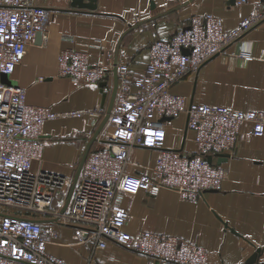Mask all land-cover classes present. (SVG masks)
<instances>
[{
  "label": "built area",
  "instance_id": "obj_1",
  "mask_svg": "<svg viewBox=\"0 0 264 264\" xmlns=\"http://www.w3.org/2000/svg\"><path fill=\"white\" fill-rule=\"evenodd\" d=\"M38 1L0 0V75L12 74L38 32L45 36L48 11ZM244 1L235 0V4ZM262 21L264 6L260 3L228 31L220 16L193 13L186 27L148 45L143 71L134 73L126 63H116L117 88L106 122L110 126L108 144L88 152L62 212L53 207V199L55 192L69 184L68 177L33 168L32 163L40 160L41 125L63 114L29 104L25 87L0 80V264H68L47 251L54 232L36 220L41 215L74 224L78 239L93 240L94 248H103L112 240L163 264H208L205 249L195 242L149 230L128 234L124 226L130 214L121 204L120 193L143 190L156 194L165 188L177 192L181 199L195 201L205 190L220 188L227 171L205 156L230 154L243 124H250L254 135H262L264 110L195 103L171 92L170 86L226 52ZM107 56L109 68L89 63L84 51L65 48L57 56V72L77 85L97 84L114 64L112 53ZM65 114L101 118L105 110L94 106ZM180 114H185L186 129L192 132L193 152L165 145V122L160 118ZM134 147L160 150L146 171L126 170ZM87 264L99 263L91 254Z\"/></svg>",
  "mask_w": 264,
  "mask_h": 264
},
{
  "label": "crops",
  "instance_id": "obj_2",
  "mask_svg": "<svg viewBox=\"0 0 264 264\" xmlns=\"http://www.w3.org/2000/svg\"><path fill=\"white\" fill-rule=\"evenodd\" d=\"M38 2L48 11L45 36L40 33L34 39L8 79L26 88L29 104L63 114L41 125L40 160L32 163L33 168L68 177L69 184L54 194L53 207L60 209L80 176L82 168L74 179L84 149L103 118L65 113L94 106L106 110L114 79L112 65L97 84H75L57 72V56L62 50L71 47L84 51L89 63L108 68L107 53L111 52L112 63H126L137 73L148 61V45L186 27L193 13L220 16L223 29L228 31L237 27L255 3L264 6V0H245L240 5L235 0H95V8L88 9L71 6L70 0ZM170 91L195 103L264 110V21L197 72L175 81ZM163 121L167 147L195 151L185 114ZM109 129L105 123L88 152L108 144ZM159 151L132 148L126 170L146 171ZM212 160L226 169L227 177L219 189L205 190L195 201L181 199L177 192L165 188L156 194L143 190L120 193L121 204L130 214L126 232L135 236L149 230L195 242L205 249L208 264H264V133L254 135L250 124H243L227 159L217 163L213 156ZM36 219H44L42 226L54 232L47 251L68 264H87L91 254L99 264H163L112 240L103 248H94L93 240L78 239L74 224L47 215ZM255 250L256 259L247 263Z\"/></svg>",
  "mask_w": 264,
  "mask_h": 264
},
{
  "label": "water",
  "instance_id": "obj_3",
  "mask_svg": "<svg viewBox=\"0 0 264 264\" xmlns=\"http://www.w3.org/2000/svg\"><path fill=\"white\" fill-rule=\"evenodd\" d=\"M70 5L71 6H75V7H85V8H88V9H94L95 8V0H70ZM40 36V32L37 33L36 37H35V40L36 38H38ZM185 52H187L186 49H184ZM112 72H113V87H112V90H111V94H110V99H109V102H108V105L106 107V110H105V114L99 124V126L97 127V129L95 130V132L93 133V135L91 136V138L89 139L85 149H84V152L81 156V159L79 161V164H78V167H77V170H76V174H75V180L77 179L79 173H80V170L82 168V165L84 163V160L86 158V155L89 151V148H90V145L91 143L96 139L97 135L99 134L100 130L103 128L104 124L107 122V119H108V116H109V113L111 111V108H112V105H113V101H114V97H115V93H116V88H117V69H116V63L113 64V67H112ZM0 80L5 82V83H8L10 84L11 83V80L8 79V75L7 74H1L0 75ZM104 85V84H103ZM106 96V93H104L103 97L105 98ZM170 117L169 116H163L160 118V120H164V119H169ZM186 134V132H184V135ZM185 137V136H184ZM228 153H222V152H219V153H216L214 154L213 156L216 157V162L217 163H220V162H223L227 159L228 157ZM213 156L210 155V154H207L205 156L206 160L208 162H211L212 159H213ZM72 190H73V186L70 188L69 192H68V195L65 199V202L62 206V208L60 209V211H64L68 202H69V199H70V196H71V193H72ZM38 221H44V219H36ZM257 254H258V250H255L253 252V254L247 259V263H250L252 261H254L257 257Z\"/></svg>",
  "mask_w": 264,
  "mask_h": 264
}]
</instances>
